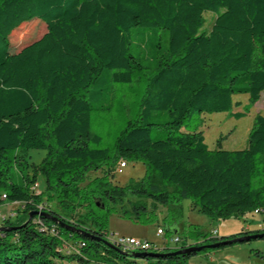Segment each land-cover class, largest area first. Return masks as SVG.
<instances>
[{
	"label": "trees",
	"instance_id": "16d2710c",
	"mask_svg": "<svg viewBox=\"0 0 264 264\" xmlns=\"http://www.w3.org/2000/svg\"><path fill=\"white\" fill-rule=\"evenodd\" d=\"M35 21L40 37L12 42ZM138 28L155 39L134 47ZM144 70L154 74L139 115L113 150L102 147L92 100ZM263 91L264 0H0V205L18 212L0 233V264H188L213 250L176 253L216 241L194 228L174 249L131 251L108 238L107 214L147 222L184 199L212 220L264 209V116L242 150L222 149L221 139L209 150L197 125L185 129L195 115L243 118ZM31 150L45 151L40 163ZM131 159L145 176L120 186L117 164Z\"/></svg>",
	"mask_w": 264,
	"mask_h": 264
},
{
	"label": "rangeland",
	"instance_id": "374dc122",
	"mask_svg": "<svg viewBox=\"0 0 264 264\" xmlns=\"http://www.w3.org/2000/svg\"><path fill=\"white\" fill-rule=\"evenodd\" d=\"M203 17L204 29L209 30L214 15L207 12ZM43 32L41 23L31 22L15 32L12 42L23 41L24 45L40 37ZM153 33L145 28L134 30L131 37L133 46H147L155 39ZM162 34H164L163 31H159L160 38L157 37L156 41L158 44L163 43L166 39ZM153 74L152 70L139 71L130 84L109 83V95H102L101 98L92 100L94 111L91 115V133L101 137L102 147L113 150L115 139L124 131L127 121L137 118L148 79ZM247 99L246 95H240L235 97L234 101L246 104ZM233 112H242V108H234ZM258 115L264 116V91L261 93L259 101L243 118L229 117L227 113L195 115L186 122L185 129L197 125L209 150H214L220 139L222 149L242 150L247 147L249 134ZM29 156L31 163L38 164L44 158L45 151L31 150ZM116 168L118 169V164ZM13 172L17 179L21 178L16 169H13ZM145 173L144 162L141 159H131L126 161L124 168L116 171L115 179L118 185L126 186L130 182L143 179ZM94 175V173L90 174V176ZM38 183L39 188L36 192H42V181L38 180ZM1 213L5 212L1 211ZM158 228L164 230L162 236H157ZM194 228L209 233L216 230L218 235L212 237L217 238L240 236L241 233L251 235L264 230V212L258 214L248 212L244 218L240 219L212 220L200 209L192 208L190 200L184 199L180 201L176 213L168 211L167 207L161 208L147 222L135 223L118 216L114 211H109L106 223L108 238L114 236L146 240L157 247L165 246L167 249L176 247L172 242L174 237H190V232ZM173 229L178 232L175 234ZM188 264H264V239L234 243L206 253L201 252L191 256Z\"/></svg>",
	"mask_w": 264,
	"mask_h": 264
},
{
	"label": "built area",
	"instance_id": "2783aa9c",
	"mask_svg": "<svg viewBox=\"0 0 264 264\" xmlns=\"http://www.w3.org/2000/svg\"><path fill=\"white\" fill-rule=\"evenodd\" d=\"M126 166L125 162H121L119 164V171L124 168ZM37 187L38 185H36L35 187V191H37ZM6 198V196H2V199L4 200ZM255 214L258 213H262L264 212V209H256L253 211ZM18 212L16 210L10 209L9 211L5 212V213H0V227H3V225L5 224V222L9 219H14L17 216ZM164 234V230L162 228H158L157 229V236H162ZM211 234L213 236H217L218 232L212 231ZM111 241H114L116 244L123 246L124 248H129L131 249V251H142V252H154L156 250H158L159 248H165V246L163 247H157L155 245H153L152 243L148 242V241H141V240H137L134 238H117V237H110ZM179 237H174V239H172V242L177 244L179 243Z\"/></svg>",
	"mask_w": 264,
	"mask_h": 264
},
{
	"label": "water",
	"instance_id": "95a60500",
	"mask_svg": "<svg viewBox=\"0 0 264 264\" xmlns=\"http://www.w3.org/2000/svg\"><path fill=\"white\" fill-rule=\"evenodd\" d=\"M55 221H57V220H55ZM7 230L8 229L5 228V227H0V233H3L5 231H7ZM167 230L170 231L169 229H167ZM172 231L175 234L178 232L176 229H173ZM223 238H225V237L217 238L216 241L211 242L210 245L201 246V247H189L187 249H181V250L177 251L176 253L177 254H191V253L200 252V251H202L204 249H217L219 247L232 245L234 243H240V242L256 240V239H264V232L251 234V235L244 234V235H241V236H238V237H235V238H231V239H226V238L223 239ZM134 256L137 257V258L144 257V256H150V257L156 258L158 255L153 254V253H141V254H136Z\"/></svg>",
	"mask_w": 264,
	"mask_h": 264
},
{
	"label": "crops",
	"instance_id": "0c3cea01",
	"mask_svg": "<svg viewBox=\"0 0 264 264\" xmlns=\"http://www.w3.org/2000/svg\"><path fill=\"white\" fill-rule=\"evenodd\" d=\"M10 209H11V207L8 206V204L0 205V213H1V211H3V212H7V211H9Z\"/></svg>",
	"mask_w": 264,
	"mask_h": 264
},
{
	"label": "bare ground",
	"instance_id": "6f19581e",
	"mask_svg": "<svg viewBox=\"0 0 264 264\" xmlns=\"http://www.w3.org/2000/svg\"><path fill=\"white\" fill-rule=\"evenodd\" d=\"M34 187H36V185L34 186ZM112 244V243H111ZM126 249H129V248H126ZM129 250H131V249H129ZM142 252V251H141Z\"/></svg>",
	"mask_w": 264,
	"mask_h": 264
}]
</instances>
